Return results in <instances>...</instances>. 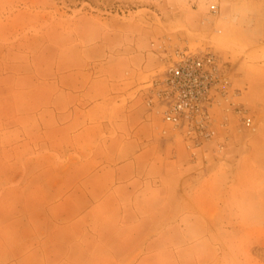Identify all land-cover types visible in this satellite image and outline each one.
<instances>
[{"label": "rangeland", "instance_id": "1", "mask_svg": "<svg viewBox=\"0 0 264 264\" xmlns=\"http://www.w3.org/2000/svg\"><path fill=\"white\" fill-rule=\"evenodd\" d=\"M164 46L220 58L230 104L213 140L162 119ZM162 140L181 160L167 183L181 202L200 186L202 206L162 212L170 235L104 240L129 216L106 191L134 156L144 176L154 151H176ZM0 264H264V0H0Z\"/></svg>", "mask_w": 264, "mask_h": 264}, {"label": "built area", "instance_id": "2", "mask_svg": "<svg viewBox=\"0 0 264 264\" xmlns=\"http://www.w3.org/2000/svg\"><path fill=\"white\" fill-rule=\"evenodd\" d=\"M212 12H217L215 7ZM163 50L164 70L151 85L162 119L189 143L200 145L213 140L215 111L230 104L229 82L220 58L210 49L164 46ZM224 110L231 112L229 108ZM242 125L254 127L252 119L245 116Z\"/></svg>", "mask_w": 264, "mask_h": 264}, {"label": "crops", "instance_id": "3", "mask_svg": "<svg viewBox=\"0 0 264 264\" xmlns=\"http://www.w3.org/2000/svg\"><path fill=\"white\" fill-rule=\"evenodd\" d=\"M165 146L175 145L177 148V143L170 142L168 140H162L160 142ZM166 148V147H165ZM142 154L136 155L133 158V161L127 164V169L120 170L121 175L127 178H120L119 181H116L117 184L112 185L108 191L105 193L104 205L109 210H114L120 217L124 219L128 218L127 223H121L117 230L119 232L110 234H105L104 240L110 235H136L137 238H144L145 235H170L167 229H159L160 221L162 219V212L165 215L164 218L171 215V209H176L179 207L194 208L202 206V202H198V199L195 196L196 191L200 186L192 187V182L188 185V189L191 197L188 196V199L180 201L177 199V190L175 187H171L167 182L169 181L168 173L178 174L177 164L181 160L178 159V151L169 150L166 151H154L152 155L153 161L148 167H144L143 172L146 175L140 176V157ZM186 159L187 157H182ZM126 170V172H125ZM137 173V175H136ZM178 177H175L176 179ZM173 179V180H174ZM190 180H187L189 182ZM190 186V187H189ZM188 191V190H187ZM189 195V194H188ZM76 207H80L79 204ZM75 207V208H76ZM87 207H89L87 205ZM90 208V207H89ZM156 208L157 210H154ZM91 209V208H90ZM120 211V213H119ZM168 211V213H166ZM88 212H78L76 217L73 220L72 225V235H84L81 227L82 220L85 214ZM111 214V213H110ZM189 215V214H188ZM196 213H190V216H186L184 219L193 221L196 225L200 226L201 222L197 221L199 218L196 217ZM151 221V222H150ZM77 224H80V230H75ZM70 225V226H71ZM148 225V226H147ZM86 229V230H85ZM85 235H88L89 238H94L97 235L96 226L93 227V224H89L87 227H84ZM83 233V234H82ZM94 235V236H93ZM155 240H152L151 243H154ZM96 241L90 244L88 247L89 252L94 247Z\"/></svg>", "mask_w": 264, "mask_h": 264}]
</instances>
